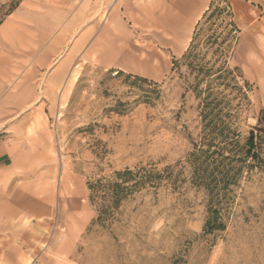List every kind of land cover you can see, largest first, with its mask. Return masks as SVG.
<instances>
[{
    "label": "rangeland",
    "instance_id": "obj_1",
    "mask_svg": "<svg viewBox=\"0 0 264 264\" xmlns=\"http://www.w3.org/2000/svg\"><path fill=\"white\" fill-rule=\"evenodd\" d=\"M227 1L240 32L230 34L226 14L203 19L208 7L192 38L202 20L200 59L236 69L247 99L233 101L235 127L246 137L264 116V10L251 8L246 19ZM100 6L0 0V96L43 60L40 41L20 33L49 23L53 38L71 37L57 61L33 75L40 98L25 105L0 98V145L10 155L0 167V264H264V163L220 198L193 182L188 157L202 130L195 74L184 62L173 70L192 40L184 53L159 52L155 66L136 68L140 74L104 67L97 51L70 46L84 29L97 33ZM126 169L146 184L100 222L89 183ZM217 207L225 229L209 232Z\"/></svg>",
    "mask_w": 264,
    "mask_h": 264
},
{
    "label": "trees",
    "instance_id": "obj_2",
    "mask_svg": "<svg viewBox=\"0 0 264 264\" xmlns=\"http://www.w3.org/2000/svg\"><path fill=\"white\" fill-rule=\"evenodd\" d=\"M222 1L224 6H215L213 0L203 19L226 14L230 19L227 23L230 34H237L240 29L233 20L231 5L227 0ZM201 27L202 20L196 26L188 50L181 61L175 62L173 70L184 62L195 74L190 88L199 100L202 130L199 141L193 144L194 150L188 157L193 182L213 198H220L228 195L232 187L239 184L246 170L252 171L264 163L261 157L264 150V116L246 137L235 127L238 111L236 108L234 110L233 101L238 99L237 105H242V101L247 99L246 91L238 85L236 69H230L226 61L217 67L200 59L197 41ZM224 43L225 41L221 42L216 50L220 57L225 54L221 49ZM213 44H218L217 40ZM221 87L222 91H215V88ZM228 89L237 90V96L232 99L224 95ZM138 173L139 171L126 169L115 172L113 181L101 178L89 183L90 201L98 207L100 222L107 220L112 209L119 208L121 202L136 188L146 184L143 178L138 177ZM149 181L151 180L148 179ZM130 182L133 184L129 185ZM209 213L206 223L209 232L225 229L219 208H211Z\"/></svg>",
    "mask_w": 264,
    "mask_h": 264
},
{
    "label": "crops",
    "instance_id": "obj_3",
    "mask_svg": "<svg viewBox=\"0 0 264 264\" xmlns=\"http://www.w3.org/2000/svg\"><path fill=\"white\" fill-rule=\"evenodd\" d=\"M31 3L33 0H27ZM104 11V21L92 37L90 30H83L71 43V50L97 51L101 64L108 68H119L138 73L136 68L155 66L159 52L184 53L192 40L193 28L208 9L210 0H99ZM235 14L245 13L249 18L251 8L264 10V0H230ZM21 14H23L21 12ZM14 14L10 15V20ZM26 15V14H25ZM44 18L47 15L42 14ZM51 24H44L41 30H27L20 33L28 43L40 41L37 50L43 52L41 65L26 71L23 80L12 87L7 98L31 101L40 98L39 84L33 75L44 73L69 46L70 38L62 34L53 38ZM38 37H41L40 40ZM33 38H36L33 39ZM38 38V40H37ZM30 45V44H29ZM161 55V54H159ZM161 59L162 56H161ZM158 65H160L158 63ZM140 74V73H138ZM6 93V92H5ZM51 93V92H50ZM28 101V102H27ZM8 147L0 145V167L8 165Z\"/></svg>",
    "mask_w": 264,
    "mask_h": 264
}]
</instances>
